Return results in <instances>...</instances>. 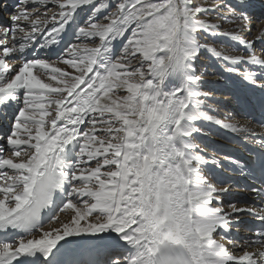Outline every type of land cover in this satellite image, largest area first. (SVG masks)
<instances>
[{
	"label": "snow or ice",
	"instance_id": "obj_1",
	"mask_svg": "<svg viewBox=\"0 0 264 264\" xmlns=\"http://www.w3.org/2000/svg\"><path fill=\"white\" fill-rule=\"evenodd\" d=\"M246 7L16 0L10 24L0 26V116L11 110L0 136V264H264V202L225 205L230 178L210 176V164L223 165L193 142L211 134L202 122L250 136L258 148L247 159L224 160L264 200V133L252 119L210 114L196 67L209 54L229 74L221 87L233 91L229 80L238 76L260 92L264 111V48H255L264 29L245 38ZM73 26L77 42L56 62L28 58L30 49L60 44ZM209 37L232 41L240 54ZM244 215L259 224L238 241L231 232Z\"/></svg>",
	"mask_w": 264,
	"mask_h": 264
},
{
	"label": "bare ground",
	"instance_id": "obj_2",
	"mask_svg": "<svg viewBox=\"0 0 264 264\" xmlns=\"http://www.w3.org/2000/svg\"><path fill=\"white\" fill-rule=\"evenodd\" d=\"M196 3H198V4H206V5H212V4H214V3H216V1L215 0H210V2H208V1H205V0H201V3H200V0H199V2H197L196 1ZM210 17H211V19L215 22L216 20H217V18L215 17V14H210ZM9 24H10V20H9ZM258 29L260 30L261 29V26H258ZM258 31V30H257ZM91 46H93V45H91ZM114 48H115V46H114ZM51 62H56V61H51ZM61 67H63V65H60ZM172 83H174V81H172V80H170L169 81V84H172ZM202 91H204V89L202 88ZM204 92H206V91H204ZM224 96V95H223ZM222 96V97H223ZM210 97V96H209ZM224 100H226V99H224ZM207 104L210 106V108H209V112H210V114H212V115H216L217 114V112H216V108L215 107H211L212 105H211V101L210 102H207ZM219 116V115H218ZM217 117V116H216ZM235 121V120H234ZM211 122H202L201 124H198L197 126L198 127H202L205 131H207V132H209V131H212V125L210 124ZM218 126V125H217ZM201 135H203L202 133H196V134H194V138H193V142L194 143H196V144H198L199 145V147L200 148H204V146H209V147H212V146H214V144H212V143H210V142H212L211 141V139H209V138H207V137H204V136H201ZM209 154H210V156H215L216 155V153L213 151V150H209V152H208ZM203 154H205L206 156H208L207 155V153H203ZM210 166V165H209ZM209 166H208V170H209ZM208 173H209V171H208ZM239 206H242V205H244V203L243 204H238ZM61 220H66L67 219V216H63L62 218H60ZM56 226H58V225H55V224H53V225H45V228L47 229V228H49V227H56Z\"/></svg>",
	"mask_w": 264,
	"mask_h": 264
},
{
	"label": "rangeland",
	"instance_id": "obj_3",
	"mask_svg": "<svg viewBox=\"0 0 264 264\" xmlns=\"http://www.w3.org/2000/svg\"><path fill=\"white\" fill-rule=\"evenodd\" d=\"M196 1L199 2V0H196ZM205 1H208L209 2V0H205ZM200 3H201V0H200ZM204 91L207 92V90H205V89H204ZM226 97H227L226 95L223 96V98H226ZM211 105H213V103H211ZM63 216H65V215L61 214L60 218H62Z\"/></svg>",
	"mask_w": 264,
	"mask_h": 264
}]
</instances>
